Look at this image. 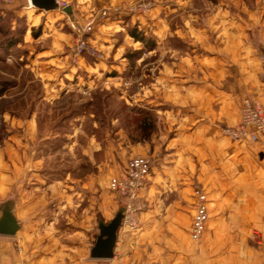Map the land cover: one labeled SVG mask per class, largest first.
Returning <instances> with one entry per match:
<instances>
[{
	"label": "rangeland",
	"instance_id": "rangeland-1",
	"mask_svg": "<svg viewBox=\"0 0 264 264\" xmlns=\"http://www.w3.org/2000/svg\"><path fill=\"white\" fill-rule=\"evenodd\" d=\"M57 1L0 0V201L67 168L116 192L113 218L128 204L113 179L158 158L139 148L193 129L233 141L236 107L264 97V0Z\"/></svg>",
	"mask_w": 264,
	"mask_h": 264
},
{
	"label": "crops",
	"instance_id": "crops-1",
	"mask_svg": "<svg viewBox=\"0 0 264 264\" xmlns=\"http://www.w3.org/2000/svg\"><path fill=\"white\" fill-rule=\"evenodd\" d=\"M152 144L139 148L158 157L138 201L139 227L121 226L112 259L92 258L91 248L99 220L109 221L118 208L116 192L111 200L112 188L75 184L73 170L65 168L20 189L14 206L20 228L15 236L0 235V264H264L261 146L197 129ZM195 182L209 210L199 241L190 233L201 194Z\"/></svg>",
	"mask_w": 264,
	"mask_h": 264
},
{
	"label": "built area",
	"instance_id": "built-area-1",
	"mask_svg": "<svg viewBox=\"0 0 264 264\" xmlns=\"http://www.w3.org/2000/svg\"><path fill=\"white\" fill-rule=\"evenodd\" d=\"M223 132L233 141L259 144L264 152V97L245 98L240 112V121L237 125L225 126ZM151 169V158L134 157L129 161L124 175L114 178L112 181L113 187L120 192L121 196L128 199L123 225L130 229L139 227L138 201L150 178ZM203 202L202 199L192 226V237L195 240L201 239L209 218L207 207Z\"/></svg>",
	"mask_w": 264,
	"mask_h": 264
},
{
	"label": "water",
	"instance_id": "water-1",
	"mask_svg": "<svg viewBox=\"0 0 264 264\" xmlns=\"http://www.w3.org/2000/svg\"><path fill=\"white\" fill-rule=\"evenodd\" d=\"M31 2L43 10H53L58 7L57 0H31ZM262 54H264V52H262ZM14 206L15 203L13 200L0 201V235L15 236L20 228V224L14 213ZM126 209L127 202H124L121 204L114 217L109 221L105 222L103 218L99 220V234L91 248L92 258L110 260L114 257L118 232L124 224Z\"/></svg>",
	"mask_w": 264,
	"mask_h": 264
},
{
	"label": "trees",
	"instance_id": "trees-1",
	"mask_svg": "<svg viewBox=\"0 0 264 264\" xmlns=\"http://www.w3.org/2000/svg\"><path fill=\"white\" fill-rule=\"evenodd\" d=\"M2 95V90H0V96Z\"/></svg>",
	"mask_w": 264,
	"mask_h": 264
}]
</instances>
